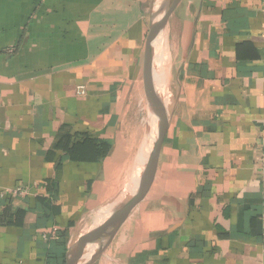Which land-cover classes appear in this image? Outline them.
<instances>
[{
    "label": "crops",
    "instance_id": "1",
    "mask_svg": "<svg viewBox=\"0 0 264 264\" xmlns=\"http://www.w3.org/2000/svg\"><path fill=\"white\" fill-rule=\"evenodd\" d=\"M157 2L0 0V264H66L138 179L150 152L144 66ZM166 39L169 131L147 196L103 256L264 264V0H178ZM135 93L146 131L133 149ZM86 137L111 151L74 161L65 147ZM19 187L28 196L14 195Z\"/></svg>",
    "mask_w": 264,
    "mask_h": 264
},
{
    "label": "water",
    "instance_id": "2",
    "mask_svg": "<svg viewBox=\"0 0 264 264\" xmlns=\"http://www.w3.org/2000/svg\"><path fill=\"white\" fill-rule=\"evenodd\" d=\"M177 2L178 0H161L158 5H155L149 25L144 76L147 99L156 119V135L149 155L138 179L123 202L116 207L101 226L81 237L70 248L66 264H93L102 257L132 212L145 199L154 181L160 153L170 127V117L159 89L157 38L165 25L168 24Z\"/></svg>",
    "mask_w": 264,
    "mask_h": 264
},
{
    "label": "rangeland",
    "instance_id": "3",
    "mask_svg": "<svg viewBox=\"0 0 264 264\" xmlns=\"http://www.w3.org/2000/svg\"><path fill=\"white\" fill-rule=\"evenodd\" d=\"M158 4H159V0H158L156 5H158ZM167 26H168V24L165 25V27L163 28L164 29V33H163V29H162L161 35L159 37V40L157 41L159 43V46H160V42H161L162 49H163L161 51V49H159V46L157 47V58H158L157 65H158V74H159V80H160L159 89L161 91L160 94H161L163 100L166 101V102H168V99L170 100V98H169L170 95H169V93H167V88H168L167 86H169L168 85L169 81L172 78L171 74L173 73V71H175V69L173 68L174 65L172 64V48L170 47V45H168V41L166 39ZM169 57H170V60L167 61V59ZM168 73H169L170 77H168ZM138 97H139L138 93H135L134 94V100H133L132 108H130V111H129V120H128L129 123L127 122V124H126L127 131L133 132L132 136H134V138L130 140V144L132 145L133 149L137 148V146L140 145V143L142 142V138H143V136L145 134V131H146V127H145V125H143V122H142V119H141L143 116H146V115L141 113L142 110H141L140 107H138V108L135 107V102L138 99ZM170 106H171V102H169V107ZM148 111H149L148 113L151 112L149 109H148ZM149 116L153 117L152 113L149 114ZM152 117H151V119H152ZM152 132H153V128L151 126V131L148 134V139H147L146 145L150 141ZM144 148L145 147L143 146V149ZM149 151H150V149H149ZM147 154H148V152H147ZM125 184L126 185L128 184V180H127V182ZM130 184H132V183H130ZM128 190H129V188L127 189L126 186H125V188L124 187L121 188V191H120L121 194H122V195L120 194L121 198L123 197V195L125 193H126L125 195L129 194ZM118 195L116 196V198L118 197ZM91 226L89 228H86V229H88L87 231L92 232L91 228L93 226L92 227ZM87 234H89V233H87ZM78 239H80V236H78ZM109 255H110V253H109ZM111 257L108 256V255H105L103 257H100L93 264H102L103 260L104 261L107 260L106 264H108V263H110L109 260L112 259Z\"/></svg>",
    "mask_w": 264,
    "mask_h": 264
},
{
    "label": "trees",
    "instance_id": "4",
    "mask_svg": "<svg viewBox=\"0 0 264 264\" xmlns=\"http://www.w3.org/2000/svg\"><path fill=\"white\" fill-rule=\"evenodd\" d=\"M67 152L71 155V158L76 161H94L99 162V160L105 158L111 151V145L108 143H103L96 139H91L86 137L83 143L78 144L75 148L68 150ZM54 191H51L50 196L54 197ZM65 238L64 234H59V241ZM66 251V249H65ZM66 253V252H64ZM65 257V256H64Z\"/></svg>",
    "mask_w": 264,
    "mask_h": 264
},
{
    "label": "bare ground",
    "instance_id": "5",
    "mask_svg": "<svg viewBox=\"0 0 264 264\" xmlns=\"http://www.w3.org/2000/svg\"><path fill=\"white\" fill-rule=\"evenodd\" d=\"M160 1L161 0H159V3H160ZM162 32V31H161ZM163 33H164V29H163ZM161 35V34H160ZM160 35L158 36V38H157V41L159 40V37H160ZM165 35V34H164ZM159 46V43L157 42V47ZM159 49H161V51L163 50L162 49V44H161V42H160V46H159ZM162 59V58H161ZM168 60H170V57L167 59V61ZM168 77H170V75H169V73H168ZM148 123H150V125L152 126V128H153V132L151 133V138H150V141L147 143V147H148V150L149 149H151V147H152V144H153V140L155 139V135H156V119L154 118V116L152 117V119L150 120V122H148ZM151 128V127H150ZM150 137V136H149ZM149 152V151H148ZM144 161V160H143ZM135 181L136 180H134L133 181V183H132V187H133V185H134V183H135ZM132 187H130L129 188V190H128V193L131 191V189H132ZM128 189V188H127ZM126 194V193H125ZM123 195V197L122 198H120V200L119 201H117L115 204H114V206L112 205L111 207H109V208H107V211H106V214H110V212L115 208V207H117L118 206V204L119 203H121V202H123V200L126 198V196L127 195ZM105 213V212H104ZM105 214V215H106ZM99 215L101 216V212L99 213ZM99 216V217H100ZM99 219V218H98ZM107 218L106 217H104V218H101L100 220H99V222L96 224V225H94L93 227H92V229L94 230V229H96V228H98L99 226H101L104 222H105V220H106ZM97 222V221H96Z\"/></svg>",
    "mask_w": 264,
    "mask_h": 264
},
{
    "label": "built area",
    "instance_id": "6",
    "mask_svg": "<svg viewBox=\"0 0 264 264\" xmlns=\"http://www.w3.org/2000/svg\"><path fill=\"white\" fill-rule=\"evenodd\" d=\"M78 94L80 96H84L86 95V88L84 86H80L78 88ZM14 195L16 196H20V197H25V196H28V193L29 191L27 189H24V188H16L14 191H13Z\"/></svg>",
    "mask_w": 264,
    "mask_h": 264
}]
</instances>
